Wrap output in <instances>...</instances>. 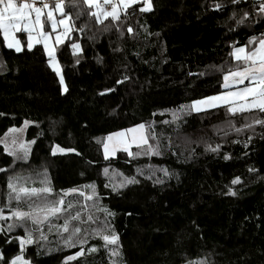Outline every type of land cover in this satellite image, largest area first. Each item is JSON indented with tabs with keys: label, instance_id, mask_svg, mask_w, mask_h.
<instances>
[{
	"label": "trees",
	"instance_id": "obj_1",
	"mask_svg": "<svg viewBox=\"0 0 264 264\" xmlns=\"http://www.w3.org/2000/svg\"><path fill=\"white\" fill-rule=\"evenodd\" d=\"M149 3L148 11L139 1L117 21L97 23L82 0H64L73 27L56 51L65 90L40 44L16 52L0 34V136L27 121L32 141L25 161L0 145V264L18 255L28 264H65L81 247L67 264H264V122H254L264 113L181 108L223 91V76L244 66L231 51L264 37V0ZM137 123L146 124L159 154H143V145L131 149L139 156L121 150L105 159L103 136ZM55 145L70 151L53 152ZM10 180L17 190L52 193L17 200ZM76 187L95 192L86 207L79 194L64 195ZM61 196L66 211L35 226L21 251L17 237L30 222L9 219L11 212L53 206ZM77 212L69 228L80 227L87 243L73 236L75 246L66 247L71 231L59 226ZM98 227L117 243L105 246Z\"/></svg>",
	"mask_w": 264,
	"mask_h": 264
},
{
	"label": "snow or ice",
	"instance_id": "obj_2",
	"mask_svg": "<svg viewBox=\"0 0 264 264\" xmlns=\"http://www.w3.org/2000/svg\"><path fill=\"white\" fill-rule=\"evenodd\" d=\"M83 4L88 6L89 8H95L97 11L89 12V15H94L96 17V22L101 23L102 17L107 18L111 17L113 21H117L119 19V9L128 8L132 4L138 2V0H119V5L112 4L111 11H104L100 5L98 4V0H82ZM112 0H104V4L111 3ZM233 3H236L237 0H232ZM64 0H56L55 7L50 9L48 3H43V7H35L33 3L24 2L17 3L15 0H0V34L3 35V39L6 43V46L9 48H14L17 52L21 51V43L20 40L16 38L13 34L14 32H21L27 33V40H28V48L29 50L33 47V41L35 43L43 44L44 51L48 57V64L49 67L56 72L57 76L60 75L59 66L56 60L55 49L50 46L49 40L50 36L44 30V24L42 22V16L44 14V10H47V21L51 24L53 32L56 31L58 26L64 28L63 32H59L56 35V43L59 44L63 41V38L67 36L69 32L73 30L71 24V17L65 13L64 9ZM144 7L141 8V11H148L151 8L149 0H144ZM219 7V5H217ZM260 10L264 11V3L260 5ZM35 14V18L33 19V15ZM56 13L60 14L61 18L57 20ZM247 16V13H245ZM242 21H237V23H241ZM128 31L131 33L132 29L129 28ZM36 34V35H34ZM253 40L255 38H252ZM251 42V41H250ZM73 54H77L79 52V45L72 44ZM234 59L238 61H244V66L239 68L237 71L229 72L223 76L224 83L221 85L222 88H230L234 85H242L247 81V85L244 87L236 88L234 91H228L224 93H220L213 96H205L201 99L192 100L189 105L185 106L182 105L181 108L188 107L191 111L199 112L203 111L207 108H214L220 105H227L228 112L230 114H236L237 112H244L251 109H258L261 113H264V39L259 41V45L254 48L253 51L246 53L244 47H239L234 49L232 53ZM250 62V63H249ZM117 83H121V81H117ZM61 84H63V80L61 79ZM176 119V117H173ZM255 123H262L264 121L255 120ZM27 124L28 122L25 121ZM146 125L140 124L136 125L134 128H130L124 131L115 132L110 134L103 145L104 148V156L105 159H108L109 156L115 155L117 148H121L123 151L127 152L129 157H135L141 155V152L133 153L129 151V148L132 143H134L138 148L141 145H148L147 152L143 153L145 155H156L159 154L158 146L149 145V141L147 135L142 131ZM150 127V125L148 126ZM9 131H17L15 129H9ZM126 133H135L132 137L131 142L129 141ZM154 138V137H153ZM108 141H112V147H109ZM54 146V152H55ZM212 151H216V149H211ZM59 151H70L60 148ZM11 154V153H9ZM227 159V156L225 157ZM107 173V169L104 170ZM127 183H134L136 182L132 178H128L126 180ZM239 182V178H235L232 180V184H236ZM107 186V185H106ZM9 189L12 190L13 193H16V199H20V194L24 193L34 194L36 192H43L47 194L52 193V189L48 187H44L42 189H26V188H19L9 181L8 184ZM86 188H93L94 185H85ZM84 197L85 200H92L95 196V192L93 191L91 194L86 195L85 192L79 191L78 189H69L64 192V195H68L70 193H77ZM231 193V189H229ZM234 194V193H232ZM65 200L64 197L61 196L58 201H55L53 206H47L45 208H38L33 209L32 211L24 212L20 210H14L11 212L9 219L11 216H15L16 220L23 221L25 219L32 221L34 224L42 223V220L48 219L50 216H54L58 213L66 211L62 207L64 205ZM74 206L69 203L67 205L68 209H72ZM43 213V218L41 219L39 213ZM0 219H5L4 215L0 213ZM80 213L77 212L75 216L69 214L68 219L65 220L62 227L64 232L71 231V235L67 240L64 241L66 247H74L75 244L73 243L72 237L77 236L78 243L80 245H84L87 243L86 239L79 238L77 234L81 233L82 229L78 226L69 228V221L72 220H79ZM93 217L89 216V220H92ZM81 223H84L81 220ZM15 225H9V229L14 227ZM96 236H99L104 245L107 246L109 244L115 245L118 241V237L113 233L112 235L104 234L103 228H96L93 230ZM85 235L87 233L85 232ZM20 241L21 251H23L24 245L33 243V239L31 238V234L25 229V236L24 237H17ZM97 249L95 247L89 248V252H94ZM84 249L81 247L80 251H77L74 255H69L65 257V264L68 261L74 260L76 257H79L83 254ZM119 253L113 251V255H118ZM9 264H28L27 261H24L21 256L14 257Z\"/></svg>",
	"mask_w": 264,
	"mask_h": 264
},
{
	"label": "rangeland",
	"instance_id": "obj_3",
	"mask_svg": "<svg viewBox=\"0 0 264 264\" xmlns=\"http://www.w3.org/2000/svg\"><path fill=\"white\" fill-rule=\"evenodd\" d=\"M34 1H36V2H40L39 3V5H34L35 7H43V3H48V5H49V8L50 9H52V8H54L55 7V3H56V0H30V1H27V2H29V3H32V2H34ZM139 1H144V0H138V2ZM98 4L100 5V7L104 10V11H111V8H112V4H117V5H119V0H116L115 2H111V3H109V4H104V0H98ZM107 6H109L110 8L108 9L107 8ZM125 8H120L119 9V13L122 11V10H124ZM92 11L93 12H95V11H97V9H95V8H92ZM33 15V19L35 18V14L33 13L32 14ZM56 15V18H57V20H59L60 18H61V16H60V14H58V13H56L55 14ZM103 18V17H102ZM42 22H43V24H44V30L48 33V35L50 36V40H49V44H50V46L51 47H53L54 49H55V55H56V51H57V46L59 45V44H61V43H63L64 41H65V39L67 38V36H68V34H67V36H65L64 38H63V41L61 42V43H59V44H57L56 43V35H57V33H59V32H63L64 31V28L63 27H61V26H58L57 27V29H56V31L55 32H53V29H52V27H51V24L47 21V10H44V14H43V16H42ZM15 36H16V38L18 39V40H20V43H21V50L25 47V48H28V46H27V44H28V40H27V36H28V34L27 33H24L23 31H21V32H14L13 33ZM34 35H36V34H34ZM2 37H3V35H2ZM261 39H264V37L263 38H261ZM260 39V40H261ZM4 40V39H3ZM260 40H258L257 41V43L255 44V46H253L252 48H249V47H247L246 45H239V46H236V47H234L233 49H232V51H231V55H232V53H233V51H234V49H236V48H239V47H244L245 48V51H246V53H248V52H250V51H253L254 50V48L255 47H257L258 45H259V41ZM4 44H5V46H6V43H5V41H4ZM37 43H35V40L33 41V46L34 45H36ZM40 45L42 46V48H43V51H44V47H43V44L42 43H40ZM7 47V46H6ZM9 48V47H8ZM10 49H12V50H14V51H16L14 48H10ZM17 52V51H16ZM44 53H45V51H44ZM45 55H46V53H45ZM46 57H47V55H46ZM232 57H233V55H232ZM234 58V57H233ZM47 60H48V57H47ZM56 60H57V63H58V66H59V70H60V75L59 76H57V74H56V72L54 71V73H55V75H56V77H57V79H58V81H59V83H60V86H61V88H62V90H65V84H64V79H63V75H62V68H61V65H60V63H59V61H58V58H57V55H56ZM236 60V59H235ZM239 62H241V63H243V65H244V61H239ZM250 63V62H249ZM51 68V67H50ZM52 69V68H51ZM53 70V69H52ZM61 79L63 80V84H61ZM247 85V83L246 84H243V85H240V86H232V87H230V88H223L224 90L223 91H221V92H218V93H215V94H212V95H209V96H213V95H217V94H220V93H224V92H228V91H234V90H236V88H240V87H244V86H246ZM201 99V98H200ZM194 100H196V99H194ZM191 102V101H190ZM190 104V103H189ZM220 106H222V105H220ZM207 109H210V108H207ZM206 110V109H205ZM140 124H144V123H137V124H134V125H131V126H129V127H126V128H123V129H120V130H118V131H115V132H120V131H124V130H127V129H130V128H134L136 125H140ZM29 125V123H23L20 127H17V128H10V129H15V130H17V131H9V129L2 135V136H0V145L3 147V149L5 150V152H7L8 154L9 153H11L10 155H12L15 159H16V161H25V160H27V158L29 157V154H30V151H31V147H32V141L31 140H26V138H25V131H26V128H27V126ZM144 125H146V124H144ZM146 135H147V138H148V141L150 140V138H149V133H148V128H147V126L142 130ZM115 132H112V133H115ZM112 133H109V134H107V135H105V136H103V139H102V155H103V157L105 158V156H104V148H103V145H104V143H105V141H106V138H108L109 136H110V134H112ZM126 135H127V137H128V139H129V141L131 142V140H132V137L135 135V133H126ZM108 143H109V147L111 148L112 147V141H108ZM141 146H143V145H141ZM132 147H137L134 143H132L131 144V146H130V148H129V151H131V149H132ZM55 152H61V151H59V149H60V147H58V146H56L55 145ZM65 150H67V149H65ZM122 149L121 148H117V151L115 152V155L117 154V152L118 151H121ZM53 152H54V147H53ZM64 152H66V151H64ZM115 155H111V156H109V158L110 157H114ZM22 186H20V188L22 187L23 188V184H21ZM71 189H74V188H71ZM75 189H78L79 191H83V192H85V194L87 195V193H86V191H85V189L82 187V188H78V187H76ZM67 190H69V189H67ZM67 190H65V191H67ZM64 191V192H65ZM73 194H78V192L77 193H70V194H68V195H73ZM82 204H83V206H85L86 207V205H87V200H85V198L84 197H82ZM33 209H30V210H20V211H24V212H28V211H32ZM39 215H40V217H41V219L43 218V213L41 212V213H39ZM13 217H15V216H13ZM52 217L53 216H50V217H48V219H46V220H42V223H40V224H34V223H32V221H30V220H28L29 222H30V227H29V229L27 230L30 234H31V231H33L34 229H35V226H38L39 228H40V226L41 225H50V223H51V221H52ZM18 221V220H17ZM43 226H41V227H43ZM30 230V231H29ZM35 233V232H34ZM25 236V234L22 236V237H24ZM31 238L34 240V235L33 234H31ZM27 244V243H26ZM26 244L24 245V246H26Z\"/></svg>",
	"mask_w": 264,
	"mask_h": 264
},
{
	"label": "built area",
	"instance_id": "obj_4",
	"mask_svg": "<svg viewBox=\"0 0 264 264\" xmlns=\"http://www.w3.org/2000/svg\"><path fill=\"white\" fill-rule=\"evenodd\" d=\"M27 1H30V0H27ZM116 0H112V2H115ZM15 2L17 3V5H19V3H21V2H24V0H15ZM34 5H39V3L40 2H36V1H34V2H32ZM107 8L109 9L110 7L109 6H107Z\"/></svg>",
	"mask_w": 264,
	"mask_h": 264
}]
</instances>
